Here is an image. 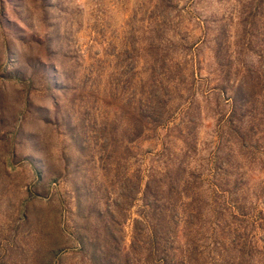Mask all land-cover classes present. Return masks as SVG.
<instances>
[{
  "label": "rangeland",
  "instance_id": "1",
  "mask_svg": "<svg viewBox=\"0 0 264 264\" xmlns=\"http://www.w3.org/2000/svg\"><path fill=\"white\" fill-rule=\"evenodd\" d=\"M0 264H264V0H0Z\"/></svg>",
  "mask_w": 264,
  "mask_h": 264
}]
</instances>
